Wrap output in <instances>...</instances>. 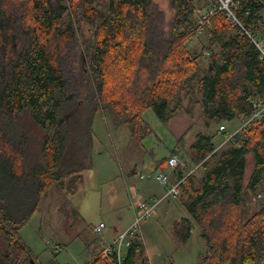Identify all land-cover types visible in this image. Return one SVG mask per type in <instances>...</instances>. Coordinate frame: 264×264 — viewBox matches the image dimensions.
<instances>
[{"label":"trees","instance_id":"16d2710c","mask_svg":"<svg viewBox=\"0 0 264 264\" xmlns=\"http://www.w3.org/2000/svg\"><path fill=\"white\" fill-rule=\"evenodd\" d=\"M199 1L0 0V241L7 249L0 264H30L31 257L44 264L21 229L51 190L66 201L83 179L67 182L76 170L62 169L71 108L86 110L90 128L98 111L108 112L142 143L153 133L144 118L149 109L167 125L179 110L194 116L200 105L211 126L250 115L252 102L264 98V64L225 12L212 15L208 45L189 47L200 28ZM251 3L239 11L247 23L246 10H259ZM25 112L47 134L33 164L29 133L18 126ZM197 136L192 149L204 174L190 173L179 197L205 240L198 264H264V202L247 215L264 192V118L216 151L213 136ZM168 165V157L157 162ZM24 187L33 192L20 207ZM191 231L189 217L176 223L179 241ZM124 261L150 264L139 234ZM86 264L111 263L100 251Z\"/></svg>","mask_w":264,"mask_h":264},{"label":"rangeland","instance_id":"374dc122","mask_svg":"<svg viewBox=\"0 0 264 264\" xmlns=\"http://www.w3.org/2000/svg\"><path fill=\"white\" fill-rule=\"evenodd\" d=\"M159 1L166 5V0ZM211 3L210 0H200L199 11ZM209 36V29H202L188 42L189 47L200 51L209 44ZM215 48L218 50L216 46ZM205 60L207 61V57ZM199 106L194 108V116L190 115L195 120L193 131L196 132L202 129L204 131L206 124V119L201 113L202 108ZM67 117L70 122V140L65 149L62 169L76 170L71 176H67V182L75 176H82L83 179L78 183L74 193L69 192L66 201L57 191L51 190L21 229L24 241L44 264H86L89 254H92L93 258L94 254L102 251V245L112 244L117 235L133 222L136 204L146 199L141 188H148L160 196L165 192L166 188L155 180V174L159 172L154 168L155 160L169 157L171 151L164 145L160 147L159 142L162 140L168 144L171 137L174 139L173 142L178 140L173 138L168 126L162 123L152 109L145 113L144 118L152 126L153 133L142 143H138V140L131 136L128 128L121 125L117 127L114 118L108 112L98 111L92 120L91 128L86 127V110L82 106L71 108L67 111ZM227 123L233 129L234 124ZM18 126L26 129L30 136L28 147L30 164L40 161L41 145L47 135L46 132L28 112L22 115ZM219 126L220 124H213L212 132H218ZM221 140L218 139L216 146L222 142ZM127 141H130L131 145L144 147L145 154V161L139 166L142 168L138 176L130 178L125 177L119 154V149L126 145ZM81 142L84 149L81 148ZM181 143L186 145V138ZM226 145L227 143L223 146ZM251 160L252 156H249V161ZM203 168L194 173L201 177L204 174ZM140 174H145L147 178L141 179ZM4 184L3 181V187ZM22 190H25L28 199L22 196L24 203L20 207L29 204L30 194L33 192L28 187ZM263 202L259 196L257 199L253 198L248 205L247 215L250 216L257 211L259 203ZM120 212L126 213V217L122 219ZM188 216L190 215L183 200L180 197H170L161 201L153 216L142 222L141 236L145 245V256L149 258L150 264L200 262L201 253L206 249L200 226L195 225L186 242L179 241L175 234L176 223ZM101 222H104L106 227L97 234L95 226ZM115 228L119 229L116 237ZM95 240L98 241V246L92 251L90 243ZM6 251L5 244L0 241V257L4 256Z\"/></svg>","mask_w":264,"mask_h":264},{"label":"built area","instance_id":"2783aa9c","mask_svg":"<svg viewBox=\"0 0 264 264\" xmlns=\"http://www.w3.org/2000/svg\"><path fill=\"white\" fill-rule=\"evenodd\" d=\"M250 1L259 8L256 12L246 10V15L250 18L247 23L239 13L244 2L250 3ZM251 3V4H252ZM216 11L225 12L226 18L231 27L240 35L247 36L255 45L259 59L264 64V0H215V4H211L203 10L199 11V24L200 28L197 33L202 29L210 28L212 25L211 17ZM206 56H210V51L206 50ZM264 118V98L254 100L252 102V112L248 116H243L239 119V125L235 130H229L227 123L220 124L218 132L225 134L223 141L215 147V151L221 148L224 144L231 141L234 135L241 131H246L257 123H261ZM169 158L168 167L171 169L187 168V172L176 178V181H172L170 173L166 170H161L155 174V180L166 188L164 194L161 197H153L151 199H142L136 204V214L133 222L124 231H121L112 244H109L102 249L103 257L107 258L111 264H124L126 249L131 244V238L136 234L141 236V224L144 220L149 219L155 213L158 204L170 197H179L182 187L186 184L187 176L198 170L203 161L196 163L194 168H189L187 160L180 154L178 149H174ZM141 179H146L145 174L140 175ZM264 201V194H258ZM140 199V197H139ZM106 224L104 222L99 223L95 227L97 234H100ZM142 238V236H141Z\"/></svg>","mask_w":264,"mask_h":264},{"label":"crops","instance_id":"0c3cea01","mask_svg":"<svg viewBox=\"0 0 264 264\" xmlns=\"http://www.w3.org/2000/svg\"><path fill=\"white\" fill-rule=\"evenodd\" d=\"M200 107V106H199ZM227 123V122H226ZM231 123L234 124L233 129H231L228 125L229 130L233 131L235 130L238 125H239V119L237 120H233L231 121ZM195 125V120L190 117V114L187 113L186 110L181 109L177 112V114L172 117L169 121V123L167 124L168 126V130L172 133L173 138H177V142H173L174 139L169 140L168 144H165L162 140H160L159 145L161 146H165L166 149H169L171 152L174 149H178L180 154L187 160V165L189 168H194V166L196 165V150L192 149V146L195 144L194 142L197 140L198 136L197 134L199 133H204L206 135H211L213 136V140L215 139V141H218V139H222V137L225 138V134L223 133H219L217 131L212 132V125L211 126H207V124L204 125L205 130L203 131V129L201 131H193V127ZM221 135H219V134ZM186 138V145H183L181 142L183 141V139ZM223 141V139L221 140ZM127 143L126 145L122 146L121 149H119V154H120V159L124 168V172H125V177L126 178H130L132 176H138L139 171L141 170L142 167L139 168L140 165H143L145 158H144V147L142 146H138V145H131L130 141L125 142ZM139 143V142H138ZM140 145V144H139ZM155 147V146H154ZM161 150V148H160ZM171 152H169L171 154ZM169 156V155H168ZM157 162L155 160V169L156 171L159 170H166L170 173V177L172 181H176V178L178 176L183 175L184 173L187 172V168H183V169H171L168 166L165 169H161L157 167ZM184 172V173H183ZM141 175V174H140ZM139 175V176H140ZM142 192L144 193V196L146 199L148 198H152V197H161L160 194L157 195L158 193H152V191H150V189L148 188H141ZM190 216H188L191 221H192V231L191 233H193V229L195 228V225L200 226L198 223H196V221L192 218L191 214L189 213ZM120 217L123 219L126 217V213H122L120 212ZM131 224V223H130ZM130 224L128 226H130ZM97 226V225H96ZM201 228V227H200ZM119 232V229L115 228V237L117 235V233ZM101 245H102V240H100ZM107 242V241H104ZM103 242V244H104ZM98 246V241L95 240L91 243L90 245V249L95 250L96 247ZM105 245H102V249ZM101 249V250H102ZM92 258V254H89V259L88 261Z\"/></svg>","mask_w":264,"mask_h":264},{"label":"water","instance_id":"95a60500","mask_svg":"<svg viewBox=\"0 0 264 264\" xmlns=\"http://www.w3.org/2000/svg\"><path fill=\"white\" fill-rule=\"evenodd\" d=\"M30 264H35V260L33 257L30 258Z\"/></svg>","mask_w":264,"mask_h":264}]
</instances>
